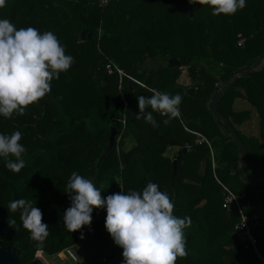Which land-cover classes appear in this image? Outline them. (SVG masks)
Returning <instances> with one entry per match:
<instances>
[{"label":"trees","instance_id":"16d2710c","mask_svg":"<svg viewBox=\"0 0 264 264\" xmlns=\"http://www.w3.org/2000/svg\"><path fill=\"white\" fill-rule=\"evenodd\" d=\"M211 13L198 0H117L105 7L97 0H5L0 19L17 29L51 31L75 60L23 115H0V134L19 130L26 148L19 173L0 157V214L23 261L38 250L50 257L72 248L82 254L80 264H124L123 249L105 228L106 208H94L91 225L77 232L64 227L71 204L67 184L75 171L93 181L102 199L142 192L149 182L167 192L173 215L192 221L182 230L188 255L176 264H264V181L255 182L264 176V0H246L230 16ZM238 35L245 39L242 47ZM244 67H250L247 76L226 87ZM182 73L187 84L179 82ZM150 89L180 94L181 116L164 124L167 117L153 112L156 127L137 120L138 97L151 96ZM218 89L217 111L246 153L243 172L238 146L208 108ZM113 128L114 147L92 175ZM197 134L207 143L198 144ZM220 184L244 193L245 213L257 216L258 254L233 235L239 215L223 209ZM20 198L30 199L49 226L42 248L23 228L19 211L7 209Z\"/></svg>","mask_w":264,"mask_h":264},{"label":"clouds","instance_id":"9594fccd","mask_svg":"<svg viewBox=\"0 0 264 264\" xmlns=\"http://www.w3.org/2000/svg\"><path fill=\"white\" fill-rule=\"evenodd\" d=\"M209 5L213 16L233 15L246 7V0H198ZM192 3V0H190ZM5 0H0V8ZM75 63L74 57L65 54V48L51 31L41 34L36 28L17 29L8 19H0V115L11 118L23 115L51 91L50 82ZM151 96H139V114L153 127L158 126L153 112L167 117L168 124L181 116L178 106L183 97L150 89ZM151 108L152 111L146 109ZM22 133L0 134V157L5 167L19 173L25 167L22 158L26 148L20 143ZM14 157V159H9ZM70 207L63 214L64 227L71 233L91 225L94 208H106L105 228L114 243L123 249L124 264H176L177 258H186V239L183 229L191 226V217L173 215L174 204L167 192L149 182L141 191H123L102 199L101 190L91 179L72 172L67 184ZM8 211H19L23 228L42 248L51 234L49 226L42 223V212L27 198L12 200ZM11 223H15L12 221ZM83 239V234H81Z\"/></svg>","mask_w":264,"mask_h":264},{"label":"built area","instance_id":"2783aa9c","mask_svg":"<svg viewBox=\"0 0 264 264\" xmlns=\"http://www.w3.org/2000/svg\"><path fill=\"white\" fill-rule=\"evenodd\" d=\"M117 1V0H97L99 7H105L108 4ZM245 43V39L238 35V41L237 46L242 47ZM107 69L110 71V67L107 66ZM118 74H122L121 71L117 70ZM134 82H136L134 79L131 78ZM137 83V82H136ZM197 136L200 138V140H197L198 144H201L202 142L207 143V141L202 138L199 134ZM214 166V165H213ZM218 183H220L218 181ZM223 188L224 195H223V209H225L227 212L236 211L239 215V222L235 225L233 235L238 239V241L242 244L244 249L252 248L256 254L257 252V241L253 235V229L258 225V218L256 215L249 216L245 213V209L248 205V201L246 200V196L244 193L235 194L232 191H230L227 187L220 184ZM60 254H65L69 259H71L73 262H77V258L75 256V252L72 248L64 249L60 253H58L56 256ZM36 257L41 258L43 257V252L41 250H38L36 252ZM44 261V259H42ZM103 262H106V257L104 256L102 259ZM44 264H48V262L44 261Z\"/></svg>","mask_w":264,"mask_h":264},{"label":"water","instance_id":"95a60500","mask_svg":"<svg viewBox=\"0 0 264 264\" xmlns=\"http://www.w3.org/2000/svg\"><path fill=\"white\" fill-rule=\"evenodd\" d=\"M191 15V13H190ZM86 36L85 32L81 33V40H84ZM88 39H90V35H88ZM264 58V54L262 55L261 59ZM250 70V67H244L238 70V72L229 80V82L226 84V87L229 86L231 83H233L236 79L240 78V77H246L248 71ZM222 94V89H218L215 94L212 96L211 101L208 104V108L209 111L212 113V115L215 117L216 120H218L227 130V132L229 133V135L231 136V138L234 140V142L236 143V145L238 146L240 153H241V162H240V170L243 172V167H244V163H245V150L242 146V144L240 143L239 139L237 138L233 128L230 126V124L224 120L218 113L217 111V102L220 99ZM122 104V102L118 103L117 106H120ZM115 136H116V131L115 129H111L109 137H108V146L106 148V150L103 152V154L99 157L96 165L91 167V174H94V170L96 168H99L100 165L106 160V158L109 156L111 150L114 147L115 144ZM186 153V149H182L181 151L178 152V156H180L181 154H185ZM176 171V159L173 161V174ZM264 181V176L260 177L259 179H255V182L260 183ZM1 225V231L0 234L1 235H5L4 232V224H0ZM17 258L15 257V250L14 248H5V249H0V264H18L17 262ZM31 264H43L40 260H36L34 262H32Z\"/></svg>","mask_w":264,"mask_h":264},{"label":"flooded vegetation","instance_id":"af4514ba","mask_svg":"<svg viewBox=\"0 0 264 264\" xmlns=\"http://www.w3.org/2000/svg\"><path fill=\"white\" fill-rule=\"evenodd\" d=\"M0 224H4L5 228H4V232H5V235H1L0 234V249H5V248H14L15 250V257L17 258V262L18 264H31L32 262L36 261V260H40L42 263H44V261L42 260L44 258L45 262L47 261L46 258H47V255L43 252V258H38L36 257V252L34 253L33 255V258L29 261H23L21 259V255H22V252H21V248L19 247V244L18 242L16 241L15 239V236L14 235H11L10 236V230H9V226L7 224V222L2 218L1 214H0ZM0 231H1V225H0Z\"/></svg>","mask_w":264,"mask_h":264},{"label":"rangeland","instance_id":"374dc122","mask_svg":"<svg viewBox=\"0 0 264 264\" xmlns=\"http://www.w3.org/2000/svg\"><path fill=\"white\" fill-rule=\"evenodd\" d=\"M264 65V63L262 62L260 66ZM258 67V68H259ZM188 79L186 78V74L182 73V76L179 79V82L182 84H187L188 83ZM129 143L126 146V149L129 148ZM76 258H77V262H73L71 259H69L65 254H60L58 256H50L47 257L46 260L48 262V264H80V262L82 261L83 257L82 254H75Z\"/></svg>","mask_w":264,"mask_h":264},{"label":"bare ground","instance_id":"6f19581e","mask_svg":"<svg viewBox=\"0 0 264 264\" xmlns=\"http://www.w3.org/2000/svg\"><path fill=\"white\" fill-rule=\"evenodd\" d=\"M43 258V257H42ZM44 259V258H43ZM45 261V260H44ZM44 264V263H43Z\"/></svg>","mask_w":264,"mask_h":264}]
</instances>
